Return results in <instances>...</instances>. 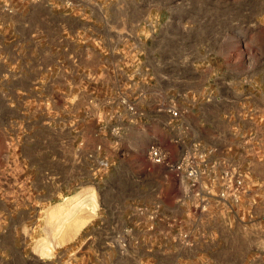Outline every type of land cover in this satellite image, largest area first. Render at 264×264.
<instances>
[{"label": "rangeland", "instance_id": "1", "mask_svg": "<svg viewBox=\"0 0 264 264\" xmlns=\"http://www.w3.org/2000/svg\"><path fill=\"white\" fill-rule=\"evenodd\" d=\"M154 53L212 102L201 135L230 147L210 148L236 201L187 207L147 160L170 147L160 110L179 96L94 134ZM97 144L110 165L93 178ZM157 202L152 220L138 209ZM0 264H264V0H0Z\"/></svg>", "mask_w": 264, "mask_h": 264}, {"label": "built area", "instance_id": "2", "mask_svg": "<svg viewBox=\"0 0 264 264\" xmlns=\"http://www.w3.org/2000/svg\"><path fill=\"white\" fill-rule=\"evenodd\" d=\"M175 102L178 103L176 100L162 108L167 120L161 123V127L168 132L170 147L157 142L150 143L145 153L147 160L152 164L160 165L166 173L178 178L182 183L181 196L178 200L187 207L204 208L210 197L222 205L229 200L236 201L240 181L236 180L235 183L229 181L225 184L224 178L227 173L222 170L219 171V175H215L216 162L210 159L215 151L213 148L205 150L194 144L186 149L181 148L183 116ZM116 105L119 107L117 111H111L107 114L108 116L96 121L95 135L115 139L122 133L124 119L136 113L137 115L142 114V110L137 109L135 100L128 96L119 97ZM178 128H180L179 131H177ZM176 131L179 135H176ZM171 146H175V150H172ZM101 151V145L97 144L93 148V153L88 154V157L94 161V167L91 170L93 178L98 172L108 169L110 165L109 158L101 154ZM146 208V206H139L138 209H145V217L152 220L158 213L160 203H155L152 209L147 210ZM180 236L186 237V233Z\"/></svg>", "mask_w": 264, "mask_h": 264}, {"label": "crops", "instance_id": "3", "mask_svg": "<svg viewBox=\"0 0 264 264\" xmlns=\"http://www.w3.org/2000/svg\"><path fill=\"white\" fill-rule=\"evenodd\" d=\"M175 56V55H174ZM174 56H170L167 60L168 63L166 62L167 60H164L159 56V54L154 53L153 58H154V65H148L147 69L143 70L144 67H133L132 70L125 71V74H130L132 73V80L129 82L131 85L130 93L128 94V97L130 99L135 100L137 109L142 110L141 115H130L129 118L124 119V122L126 121L127 123L129 122L130 124H138L140 122H143L142 119H144L145 112L149 110V104L151 105H160L165 102L166 99L171 98L172 96H179L177 99L178 102H180L183 105V110L185 112L194 114V118L192 119H187L186 117H183L182 121V142H181V148L186 149L190 147V145H196L201 149H212L210 148L211 146H216L217 149L223 151V156L225 154L227 155V152L230 150V147H227L224 143H217V144H209L205 140L204 136L201 135V131L203 130H209L210 128V123H208L205 119V116L203 115L206 110H203V108L209 107V104L207 101H203V96L201 93H189V90H183L180 89V82H185L171 66H175L176 62L174 61ZM210 67H209V73H208V80L213 79L216 75H213V63L210 62ZM213 76V77H212ZM207 83V85H206ZM212 83V82H211ZM203 86V92L206 94L208 91H212L213 88L208 87V81L204 82ZM208 89V90H207ZM202 92V91H201ZM112 104L110 105L111 108H109V112L111 111H117L119 107L116 105V99L115 97L119 95L113 94L112 91ZM181 94V95H179ZM193 94V95H190ZM193 96V97H192ZM211 99L219 98L218 92L214 95H210ZM185 98V99H184ZM192 98H197V99H192ZM224 98V97H222ZM191 100V101H190ZM165 105V104H164ZM163 108V107H162ZM161 108L160 112L163 116H166L164 113V110ZM208 112L211 113H221L223 110H217L215 108L207 109ZM107 111V110H106ZM107 113V112H106ZM167 118V116H166ZM96 124V123H95ZM96 126V125H95ZM95 126L93 129V132L95 131ZM180 129V128H178ZM190 131H195L194 134L191 133ZM213 131V130H211ZM92 132V133H93ZM217 134H220V130H216ZM93 136V134H92ZM221 155V154H220ZM219 154H214L210 156V159H213L216 162V171L215 175H219L220 167L223 163V157H220ZM88 170V169H87ZM215 199L213 198H208V203H216L214 201ZM142 230L145 232V224L144 223H139L138 225ZM172 226V225H171ZM171 228V227H170Z\"/></svg>", "mask_w": 264, "mask_h": 264}]
</instances>
